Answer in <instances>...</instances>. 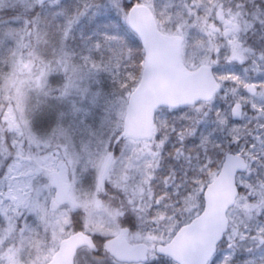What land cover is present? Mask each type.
<instances>
[{
  "label": "snow or ice",
  "instance_id": "snow-or-ice-1",
  "mask_svg": "<svg viewBox=\"0 0 264 264\" xmlns=\"http://www.w3.org/2000/svg\"><path fill=\"white\" fill-rule=\"evenodd\" d=\"M0 264H264V0H0Z\"/></svg>",
  "mask_w": 264,
  "mask_h": 264
}]
</instances>
